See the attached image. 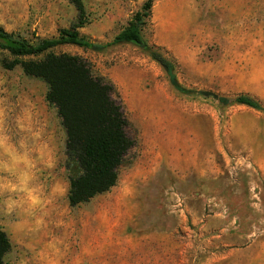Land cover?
<instances>
[{
  "label": "rangeland",
  "instance_id": "374dc122",
  "mask_svg": "<svg viewBox=\"0 0 264 264\" xmlns=\"http://www.w3.org/2000/svg\"><path fill=\"white\" fill-rule=\"evenodd\" d=\"M82 1L79 33L105 43L145 0ZM76 17L70 0H0V28L29 41ZM142 34L184 92L130 43L50 50L113 82L135 139L114 186L74 207L80 170L46 84L0 49L3 264H264V0H153Z\"/></svg>",
  "mask_w": 264,
  "mask_h": 264
},
{
  "label": "trees",
  "instance_id": "16d2710c",
  "mask_svg": "<svg viewBox=\"0 0 264 264\" xmlns=\"http://www.w3.org/2000/svg\"><path fill=\"white\" fill-rule=\"evenodd\" d=\"M70 1L77 11L76 21L69 28L60 29L56 37H35L34 41H29L0 28V49L16 57L5 63L6 68L19 66L26 76L41 79L46 84L45 100L55 107L65 131V155L74 160L80 170L78 175L69 179L67 199L74 207L114 186L135 139L129 132V121L113 82L95 72L81 56L50 50L72 44L102 51L130 43L148 50L175 89L180 92L185 89L178 83L172 60L143 37L153 0H145L127 26L105 43L95 42L79 33L78 28L86 23L85 8L82 0ZM40 55L43 57L18 59ZM237 101L257 107V101L251 97L240 96ZM9 249L10 241L0 229V264Z\"/></svg>",
  "mask_w": 264,
  "mask_h": 264
}]
</instances>
